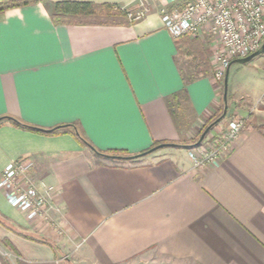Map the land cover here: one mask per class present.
I'll return each mask as SVG.
<instances>
[{
	"label": "crops",
	"instance_id": "1",
	"mask_svg": "<svg viewBox=\"0 0 264 264\" xmlns=\"http://www.w3.org/2000/svg\"><path fill=\"white\" fill-rule=\"evenodd\" d=\"M35 1L0 14V117L75 128L0 122V176L9 162L32 160L29 179L53 187L48 211L62 230L30 223L0 189V246L12 254L4 259L124 264L154 251L179 264H264V53L228 68L227 114L247 123L223 157L196 167V147L167 146L100 159L76 131L127 155L192 142L222 96L211 39L167 33L160 9L184 0H150L146 17L126 24L54 23L53 4L73 0Z\"/></svg>",
	"mask_w": 264,
	"mask_h": 264
},
{
	"label": "built area",
	"instance_id": "2",
	"mask_svg": "<svg viewBox=\"0 0 264 264\" xmlns=\"http://www.w3.org/2000/svg\"><path fill=\"white\" fill-rule=\"evenodd\" d=\"M150 0H139L132 7H121L127 22L139 21L150 12ZM164 28L177 40L183 36L209 38L212 51L213 80L222 82L226 68L234 58L256 52L264 43V0H184L180 7L160 9ZM247 117L237 115L225 128L217 131L195 146L198 152L194 166H201L226 155L245 127ZM211 139V140H210ZM33 165L30 159L9 162L0 176V189L4 191L10 206L24 213L30 223H49L58 234L57 223L50 218L48 200L54 191L50 185L43 189L36 186L28 176ZM1 247V246H0ZM4 249V248H3ZM12 254L0 248V258L10 259Z\"/></svg>",
	"mask_w": 264,
	"mask_h": 264
},
{
	"label": "trees",
	"instance_id": "3",
	"mask_svg": "<svg viewBox=\"0 0 264 264\" xmlns=\"http://www.w3.org/2000/svg\"><path fill=\"white\" fill-rule=\"evenodd\" d=\"M34 3H36L35 0H0V14L3 13L4 11L8 10V9H11V8L27 6V5H31ZM50 16H51L52 21L54 23H62V24H87V23L88 24H90V23H94V24H126V23H129L126 21L125 11L122 9H119V6H117V5H111V4L95 5L91 2L74 1V0L73 1H57V2H55L53 4V9L50 11ZM222 93H223V89H222ZM222 93H221V95H222ZM227 98L229 100V95H227ZM222 106H223V99L221 96L220 106L218 107L217 112L209 120H207L206 124L199 130V132L197 133L196 137L192 140V142L190 144L176 143V144L180 145L177 147H183L185 145L184 147L188 148V147H191V145L195 144L197 142V140L199 139L201 133L204 131V129L210 123H212L214 120H216L218 117L221 116L222 111H223ZM228 106H229V102H228ZM5 119L11 121L16 126H21V127H24L26 129H30V130H33L36 132L47 133V132H43V131L38 130V128L35 126L28 125V124L14 118V117H11V116L0 117V122H2ZM73 126L74 125H66V126H59L58 128H61V127L75 128ZM58 128H55L52 132H54ZM212 128L208 131V133L212 130ZM52 132H48V133H52ZM208 133H206V134L208 135ZM76 135H77L78 139L80 141H82L83 144L92 147V145L86 139H83V137L79 133H76ZM162 143H173V142L154 143L150 148L155 147V146L157 147L158 144H162ZM201 144L202 143H200L199 145H201ZM199 145H197V146H199ZM92 148H94V147H92ZM147 149H149V148H147ZM93 151L95 152V154L98 157H102V158H105V156H103V154H105V153L107 155H114V156H131V155H127L126 153H124L122 151H100V150H97L95 148ZM144 151H146V150H144ZM106 159H110V158L106 157L105 160ZM132 159H135V157ZM0 222L3 224L6 223L5 220H3V219H0ZM2 244H4V246L6 248H8V250L9 249L12 250L11 245H9V243L6 239H4L2 241ZM0 262H1V264H10L4 258H0Z\"/></svg>",
	"mask_w": 264,
	"mask_h": 264
},
{
	"label": "water",
	"instance_id": "4",
	"mask_svg": "<svg viewBox=\"0 0 264 264\" xmlns=\"http://www.w3.org/2000/svg\"><path fill=\"white\" fill-rule=\"evenodd\" d=\"M264 42V41H263ZM264 53V43L261 45V47L259 49L256 50V52L254 51L253 53L251 54H248L247 56L245 57H240V58H234L230 61V63L228 64L227 68H226V73H225V76H224V80L222 81L223 82V93H222V99H223V111H222V114L220 117H218L216 120H214L212 123H210L205 129L204 131L201 133L199 139L197 140V142L193 145H191V147H195L197 145H199L200 143H202V141L205 139L206 137V133H208V131L214 126L216 125L217 123L220 122L221 119H223L226 114H227V110H228V98H227V95L228 94V73H229V69L231 67L232 64H246L248 62H250L252 59H254L255 57L259 56L260 54ZM63 126V125H61ZM59 126H55L53 128H49V129H43V128H38V130L40 131H43V132H52L55 128H58ZM76 133H78L76 131ZM167 146H180L179 144H176V143H162V144H158L157 147H152V148H149L147 149L146 151H142L141 153L139 154H136V155H131V156H114V155H107L106 153L103 154V156H105V158H110V159H115V160H130L132 158H137V157H140V156H144L146 154H149L153 151H156L158 150L159 148H163V147H167ZM185 146V145H184ZM183 146V147H184ZM90 147V146H89ZM92 149V151L94 150V148L90 147ZM190 148V147H188ZM94 152V151H93Z\"/></svg>",
	"mask_w": 264,
	"mask_h": 264
},
{
	"label": "rangeland",
	"instance_id": "5",
	"mask_svg": "<svg viewBox=\"0 0 264 264\" xmlns=\"http://www.w3.org/2000/svg\"><path fill=\"white\" fill-rule=\"evenodd\" d=\"M212 49L210 51H212ZM209 55H210V52H209ZM210 59H211V57H210ZM211 63H212V59H211ZM212 65H213V63H212ZM231 69H232V74H233L234 73V68L232 67ZM219 86H220V89L223 88V82H219ZM237 115H239V114L233 113V112H231L230 114L229 113L226 114V116H225L226 119L224 118L226 120L224 122V126H220V128H217L216 131H220L223 128H225L227 123H228V121H230L231 119H233ZM98 158H100V157H98ZM100 159H103V158H100ZM110 160H115V159H110ZM0 248H2V247H0ZM2 250H4V249L2 248ZM10 260H12V258H10ZM124 264H179V262L178 261L175 262L174 260H171V259H169L168 257H166L164 255L158 254L157 252L148 251L146 253H143V254L135 257L134 259H131L130 261H128V262H126Z\"/></svg>",
	"mask_w": 264,
	"mask_h": 264
}]
</instances>
